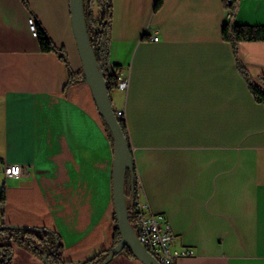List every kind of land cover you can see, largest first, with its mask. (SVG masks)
I'll return each mask as SVG.
<instances>
[{
  "label": "crops",
  "instance_id": "crops-1",
  "mask_svg": "<svg viewBox=\"0 0 264 264\" xmlns=\"http://www.w3.org/2000/svg\"><path fill=\"white\" fill-rule=\"evenodd\" d=\"M26 2L0 0V226L54 231L62 260L85 264L114 239L113 146L79 74L69 0ZM112 3L109 64L126 86L111 104L138 202L165 217L172 251L192 253L174 264H264V105L236 62L264 88V42H240L235 55L221 39L223 0ZM30 19L67 65L41 52ZM231 22L264 26V0H240ZM11 264L44 263L14 246ZM108 264L142 263L119 254Z\"/></svg>",
  "mask_w": 264,
  "mask_h": 264
},
{
  "label": "trees",
  "instance_id": "trees-1",
  "mask_svg": "<svg viewBox=\"0 0 264 264\" xmlns=\"http://www.w3.org/2000/svg\"><path fill=\"white\" fill-rule=\"evenodd\" d=\"M239 1L240 0H233L231 4L226 5L223 0L224 9L231 11V18L229 22L224 24L221 29V39L231 45L235 55L237 45L240 42H264V26L232 24L231 20L236 12ZM21 2L27 6L26 0H21ZM82 3L87 37L96 59L97 70L104 78L106 89L110 96L111 92L118 88L116 81L117 77L114 73L115 67H111L109 64L110 30L113 20V3L112 0H82ZM161 4L162 0H155L154 9H159ZM96 10L97 15H95ZM36 36L41 52H52L66 64L67 59L64 51L57 48L52 43L45 31L38 25H36ZM236 62L238 71L247 82L250 93L254 100L257 103L264 105V88L254 83L242 64L238 60ZM79 74L82 76V80H84L82 70H80ZM73 77L74 74L70 72V83L74 82ZM259 81L264 86V76L260 77ZM100 118L107 137L113 146L111 134L101 116ZM118 123L130 148L125 123L120 119H118ZM124 199H127L131 202L129 207L125 206V211L128 223L132 224L134 214L138 207L139 199V187L137 183V174L134 160L132 161V171L127 170L126 172ZM3 203L4 195L3 192H0V207H2ZM0 238H2L0 241V264L12 263L14 246L23 249L40 261L45 258L44 264H68L62 260L63 245L60 237L54 231L40 228H23L1 225ZM119 239L118 231L115 228L114 239L110 249L102 252L95 259L85 264H98L103 262L108 257L111 249L118 243ZM120 254H124L130 258H135L127 249H124ZM116 256L117 255L114 257Z\"/></svg>",
  "mask_w": 264,
  "mask_h": 264
},
{
  "label": "water",
  "instance_id": "water-1",
  "mask_svg": "<svg viewBox=\"0 0 264 264\" xmlns=\"http://www.w3.org/2000/svg\"><path fill=\"white\" fill-rule=\"evenodd\" d=\"M69 8L71 28L84 80L91 91L97 111L106 124L113 141L112 206L115 228L120 239L111 249L108 257L98 264H108L115 255L120 254L124 249H127L142 264H159L138 242L128 223L124 203V188L126 172L127 170L132 171L133 157L131 149L115 116L104 78L97 70L96 59L85 29L82 0H69ZM42 262H45V258H43Z\"/></svg>",
  "mask_w": 264,
  "mask_h": 264
},
{
  "label": "built area",
  "instance_id": "built-area-1",
  "mask_svg": "<svg viewBox=\"0 0 264 264\" xmlns=\"http://www.w3.org/2000/svg\"><path fill=\"white\" fill-rule=\"evenodd\" d=\"M233 0H224L226 5L232 3ZM227 18L230 20L231 11L226 10ZM29 29L33 34L36 25L32 19L29 20ZM152 42H158V37L154 35ZM117 87L123 89L126 81L123 77L117 76ZM117 119L124 120L122 111H115ZM19 165H4L3 173L5 177H17L21 173ZM132 232L136 236L138 242L149 252L156 253L159 264H174L175 260L182 256L191 255V251H172L171 242L173 234L170 226L167 224L162 214L153 213L147 203H139L134 214L132 224H129Z\"/></svg>",
  "mask_w": 264,
  "mask_h": 264
},
{
  "label": "rangeland",
  "instance_id": "rangeland-1",
  "mask_svg": "<svg viewBox=\"0 0 264 264\" xmlns=\"http://www.w3.org/2000/svg\"><path fill=\"white\" fill-rule=\"evenodd\" d=\"M76 51H77V50H76ZM76 58H77V61H78V63H79V66H80V68H81V62H80V58H79L78 52H76ZM125 201H126L127 206L129 207V205H128L129 200L125 199ZM125 208H126V207H125ZM111 261H112V260H111Z\"/></svg>",
  "mask_w": 264,
  "mask_h": 264
},
{
  "label": "bare ground",
  "instance_id": "bare-ground-1",
  "mask_svg": "<svg viewBox=\"0 0 264 264\" xmlns=\"http://www.w3.org/2000/svg\"><path fill=\"white\" fill-rule=\"evenodd\" d=\"M33 34L36 35V29H33ZM150 254L158 262V256L156 255V253H150Z\"/></svg>",
  "mask_w": 264,
  "mask_h": 264
}]
</instances>
